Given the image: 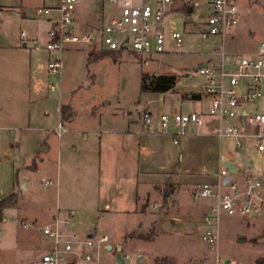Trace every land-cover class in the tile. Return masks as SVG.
Returning a JSON list of instances; mask_svg holds the SVG:
<instances>
[{
    "label": "rangeland",
    "instance_id": "1",
    "mask_svg": "<svg viewBox=\"0 0 264 264\" xmlns=\"http://www.w3.org/2000/svg\"><path fill=\"white\" fill-rule=\"evenodd\" d=\"M80 2L78 22L85 21L80 16L89 19L77 29L80 32H93L106 24L113 12L107 0ZM198 2L189 15L181 13L154 26L156 32L164 34L168 53L146 58L115 51L88 63V52H100L99 44L70 45L51 55L44 50L52 25L37 10L56 7L59 0H0V45L9 43L23 49L16 39L24 33L28 40L24 50L31 53L37 72L31 95L25 88L24 74H10V81L0 78V200L10 198L0 219V264H37L48 242L37 230L23 225L41 226L56 208L76 213L78 232L110 236L111 250L102 248L99 264H117L118 255L126 264H213V253L201 241V216L189 215V208L197 204L188 198L194 188L183 192L182 205L173 210L160 191L155 202L149 197L143 200L142 214L134 217L113 209L102 212L104 204L113 206L122 197L123 182L110 191L102 190L101 204L97 197L100 171L128 167L129 139L143 131L145 111H197L206 124L213 122L206 116L205 100L190 101L200 80L195 70L212 57L215 46L197 34L208 16L204 0ZM242 11L245 15L233 42V48L241 51L264 38V0H247ZM173 33L183 38L182 47L175 51ZM33 41L40 49L33 48ZM51 57L62 61L59 76L48 73ZM142 73L175 75V84L165 94H142ZM62 105L65 112L71 108L73 116L68 123L62 121L66 133L59 137ZM256 106L264 107V101ZM184 140L177 162L182 178L197 183L227 178L219 161L223 156L234 161L240 171L232 179H264V154L253 148L235 151L231 138L218 139L207 125L201 135ZM248 158L254 162L252 170L246 165ZM154 204L158 206L153 209ZM175 215L181 222L173 225ZM117 246L122 249L117 251ZM137 254L144 258L137 259ZM218 254L222 260L241 264H256L264 258V214L248 218L223 215Z\"/></svg>",
    "mask_w": 264,
    "mask_h": 264
},
{
    "label": "built area",
    "instance_id": "2",
    "mask_svg": "<svg viewBox=\"0 0 264 264\" xmlns=\"http://www.w3.org/2000/svg\"><path fill=\"white\" fill-rule=\"evenodd\" d=\"M107 1L112 5L113 12L107 23L93 32L77 30L74 18L80 0H59L56 7L38 9L37 14L44 15L52 25L44 50L51 55L56 51H65L70 45L96 47L99 44L101 51L129 52L146 58L168 53L164 34L156 32L154 26L167 18H177L181 13L189 15L199 5L198 0ZM246 1L204 0L208 16L197 34L210 39L215 46L210 53L212 57L195 70L200 80L195 97L190 101L205 100L206 116L213 122L206 124L203 115L197 111L147 110L142 116L144 133L167 138L173 146H179L186 137L201 135L207 125L213 127L218 139L231 138L235 151L253 148L264 154V107L259 109L256 106L264 101V38L250 49L241 51L233 48L240 20L245 15L242 4ZM20 41L24 44L28 42L24 33L20 34ZM171 41L174 51L183 45L180 33H173ZM32 45L34 49H40L37 41H33ZM47 70L49 74L59 76L61 59L51 57ZM249 105L254 107L252 111L247 108ZM65 131L59 125L58 133ZM189 198L197 204L209 201L201 216L200 236L213 253V264H241L219 257L221 217L248 218L264 214V179L251 177L237 180L230 177L227 182L221 180L216 184L198 186ZM76 217L73 210H56L39 227L23 225L24 228L37 230L48 242L37 264L100 263V252L102 248L108 250L110 247V236L95 231L78 232ZM136 258L144 257L137 254Z\"/></svg>",
    "mask_w": 264,
    "mask_h": 264
},
{
    "label": "crops",
    "instance_id": "3",
    "mask_svg": "<svg viewBox=\"0 0 264 264\" xmlns=\"http://www.w3.org/2000/svg\"><path fill=\"white\" fill-rule=\"evenodd\" d=\"M91 1L92 0H90V2ZM80 4H82V2H80L79 5ZM85 7H87V10H91L88 6ZM81 17L85 18V21L83 20V22L81 23L82 25L78 22V16L76 12L74 21L77 29L79 30H81L83 24L87 20H89L84 16H80L79 18ZM16 42H20L23 49L18 48L16 45H9V43L0 45V78L4 81H10L11 79L9 80L8 77L10 76V74L12 76L16 75L20 77H23L24 74L26 79L25 88L28 95H31L34 90L35 81L37 80V72L34 68V62L32 60L31 53L24 50L27 49L26 46L28 42L26 44L22 43L20 41V36L17 37ZM23 53L26 55V58L25 56H23ZM72 116L73 112L70 108L68 115H66L63 119H61L60 117L61 123L59 125H61L66 130V125L64 126L62 124V121L63 123H68ZM210 128L213 129V127ZM62 133H66V131ZM62 133H58V136L60 137ZM133 137L134 136L132 135L129 139V152L126 155L127 162L129 163L128 167H126L125 169H120L119 167L118 169H114L110 172H106L105 170L102 172L100 171L99 173L97 179V197L99 204H101L102 202V190L106 192L110 191L111 188H113V185L119 182H123V184H120L122 190L121 194H123L122 197L118 198L116 204H114L113 206H111L110 204L108 205V203L104 204L102 212L109 213L113 209L115 213H125L129 217H134L137 214H142V212L139 211L141 202L148 197L152 199V202H155L158 198L157 194H159L160 191L162 192V195L164 197L163 199L170 201L168 205H171L170 209L173 210L174 207H180L182 205L181 197H183V192L185 190H191L193 188L196 189L198 186L203 184L218 183L219 178H216L214 181H206L204 183H197L195 181L189 180L188 178H182L177 162L178 157H180L179 151L184 147L186 140L183 139L179 146H173L170 143L169 139L161 136L148 135L143 131H141V133H138L136 137ZM223 160L234 163L237 170L234 174L229 175L228 170L224 167L226 169L227 177H236L237 174H240V171L238 170V167L234 161L221 156L219 161H221L222 164ZM248 160H250V158H248ZM252 163V168H249L248 163L246 164L249 170H252L254 167V162L252 161ZM225 179L226 178H223L222 181ZM208 204L209 201L203 200L200 203L196 204L194 207H190L189 210L191 213H189V215H191L192 217L198 215L202 216V214L206 211ZM157 206L158 204H154L152 208L154 209ZM56 210L60 209L56 208ZM56 210L52 212L48 220L54 215ZM165 213H167V211ZM176 216L177 215H175L172 220L173 225H175L174 222H181L180 219ZM117 247H120L122 249V246Z\"/></svg>",
    "mask_w": 264,
    "mask_h": 264
},
{
    "label": "trees",
    "instance_id": "4",
    "mask_svg": "<svg viewBox=\"0 0 264 264\" xmlns=\"http://www.w3.org/2000/svg\"><path fill=\"white\" fill-rule=\"evenodd\" d=\"M188 13V11H187ZM111 52L102 51L95 52L91 50L88 52V63L99 60L105 55L110 54ZM176 76L175 75H149L148 73L141 74V86L140 93L142 94H165L167 93L172 86L175 84ZM70 109L65 112V107H60V117L63 119L66 115H68ZM9 199L5 198L0 200V219L2 215V210L9 206ZM139 238H143L142 235L138 236ZM149 236H146L148 238ZM256 264H264V258H259L256 260Z\"/></svg>",
    "mask_w": 264,
    "mask_h": 264
},
{
    "label": "water",
    "instance_id": "5",
    "mask_svg": "<svg viewBox=\"0 0 264 264\" xmlns=\"http://www.w3.org/2000/svg\"><path fill=\"white\" fill-rule=\"evenodd\" d=\"M247 163H248L249 168H252V165H253L252 161H251V160H248ZM223 165H224V167L228 170V174H229V175L234 174V173L236 172V168H235L234 163H232V162H227L226 160H223ZM229 179H230V177L228 176V177L225 179V182H227ZM241 240H242V239H240V241H241ZM116 249H117V251H120V250H121L120 247H117ZM108 250H111V247H108ZM226 263H227V262H226ZM117 264H126V263L124 262V260L120 257V255L117 256Z\"/></svg>",
    "mask_w": 264,
    "mask_h": 264
}]
</instances>
